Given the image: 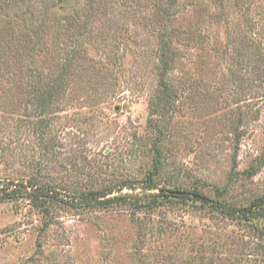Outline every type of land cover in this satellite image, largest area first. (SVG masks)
<instances>
[{
	"label": "rangeland",
	"instance_id": "374dc122",
	"mask_svg": "<svg viewBox=\"0 0 264 264\" xmlns=\"http://www.w3.org/2000/svg\"><path fill=\"white\" fill-rule=\"evenodd\" d=\"M0 180L127 197L0 202V264H264V0H0Z\"/></svg>",
	"mask_w": 264,
	"mask_h": 264
},
{
	"label": "trees",
	"instance_id": "16d2710c",
	"mask_svg": "<svg viewBox=\"0 0 264 264\" xmlns=\"http://www.w3.org/2000/svg\"><path fill=\"white\" fill-rule=\"evenodd\" d=\"M49 94V93H47ZM46 105L42 104V107ZM158 168L146 178L141 189L150 191L155 188L152 177L157 173ZM135 183H124L120 185L115 193H120L124 188L134 190ZM111 189L105 191L89 190L78 194L62 195L59 191L46 186L40 185L36 181H1L0 180V202L4 201H27V203L43 213H47L53 205H64L72 209H94L105 208L110 204H126L127 197L113 195ZM113 195V196H112ZM139 199L134 200V206L138 205ZM221 213L230 217L238 218L244 221L264 220V196L257 197L243 207H234L229 205H215Z\"/></svg>",
	"mask_w": 264,
	"mask_h": 264
}]
</instances>
